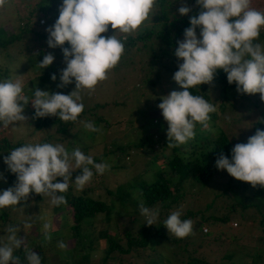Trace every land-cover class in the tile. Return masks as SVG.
Segmentation results:
<instances>
[{
	"label": "clouds",
	"instance_id": "obj_1",
	"mask_svg": "<svg viewBox=\"0 0 264 264\" xmlns=\"http://www.w3.org/2000/svg\"><path fill=\"white\" fill-rule=\"evenodd\" d=\"M6 3L7 0H0V7ZM156 5L157 0H62L58 18L45 28L46 43L49 48H60L66 65L59 72L57 88L73 82L75 88L69 94L35 88L30 99L22 94L21 81H0V125L8 127L25 121L22 113L29 101L35 109L34 119L55 116L64 122L76 121L84 110L81 89L92 90L99 81L107 79V70L113 69L125 52L128 36L148 26L146 22H151ZM195 5L199 11L189 16L190 26L184 29L183 39L176 42L174 51L178 70L172 79L182 90L160 97L157 105L167 123L169 148L194 139L197 123L208 127L210 114L217 108L202 95H193L190 89L211 84L218 69L226 74L228 84L235 83L238 94L259 93L264 101V44L257 42L264 28V12L252 8L251 0H195ZM177 11L186 16L192 8L181 0ZM109 25L114 30L111 35H107ZM65 42L68 47H64ZM54 60L52 53H46L39 67L47 68ZM50 78L56 81L57 75ZM224 119L231 122V116L225 115ZM83 123L92 132L102 130L94 122ZM3 162L16 180L13 186L0 191V209L18 205L30 193L49 196L54 206L66 204L65 196L58 193L69 188L73 162L75 169H80L74 180L78 189L90 182L93 168L101 175L110 168L106 162L95 163L78 147L69 152L61 144L47 142L15 147ZM214 166L253 188H264V130L258 128L246 143H236L230 150V159L221 152ZM57 177H62V182H57ZM0 179H4L2 173ZM139 209L146 225L156 224L158 208L141 202ZM181 215L179 210L172 211L163 222L168 233L178 239L193 232L192 220L181 219ZM50 227L47 221L43 224L45 240L51 239L47 231ZM7 232L8 243L0 245V264H16L18 258L13 251L21 247L23 239L18 238L14 226H9ZM59 247L63 249L65 244L61 242ZM25 257L28 264H41V257L32 250H26Z\"/></svg>",
	"mask_w": 264,
	"mask_h": 264
},
{
	"label": "rangeland",
	"instance_id": "obj_2",
	"mask_svg": "<svg viewBox=\"0 0 264 264\" xmlns=\"http://www.w3.org/2000/svg\"><path fill=\"white\" fill-rule=\"evenodd\" d=\"M166 1L169 3V14H177V9L181 6V0ZM183 2L189 7L194 6V3L190 0H183ZM61 3L62 0H7V3L0 7V37L5 40L10 34L16 35L18 33L19 35L18 39L15 38L6 45L4 52H0V81L5 79L21 81L23 85L22 94L29 96L30 99L34 96L35 88L48 90L50 93L59 92L62 94H69L75 88V82L64 88H57V84L60 83L59 72L66 65L63 62L60 48H49L46 43L47 33L45 28L54 24L58 18V7ZM251 7L264 12V0H251ZM159 11L157 0V5L154 9L155 15L151 17L152 23L146 22L147 27H143L139 32L129 36L136 40V35L142 33L144 28L153 27L159 29L162 22V19L156 17ZM40 18L44 19V24L42 25L37 23ZM27 24L30 25L28 27L29 32H21V26ZM113 31L111 25H109L107 35H111ZM259 42L264 44L262 41ZM64 47H68L67 42H65ZM159 47L161 48V43L156 41L155 38L136 41L129 50V58L123 55L113 69L107 70V79L99 81L92 90L81 89L82 100L80 102L84 104V115L87 117L83 122H94L96 126L102 129L100 132H92L86 129L83 122L73 133L68 132L61 136L60 139L52 137V129L33 132L29 120V114L33 106L31 101H29L22 113L26 117L25 121L14 122V125H9L8 127L0 125V141L5 140V143H1L3 148L0 150V173L3 175L7 173V166L3 160L15 148L11 145L19 146V143L47 142L53 145L61 144L69 152L78 147L85 155L92 156V158L97 157V160L94 161L95 163L106 162L110 165V168L102 175L96 173L93 168L94 175L92 178L94 182H88L82 189H78L74 182V172L77 169H75L73 162L74 171L72 172L69 186L74 194L87 192V188H90L89 194L91 197L105 200L108 203L111 198L116 201L118 196L117 188L120 186L117 184L123 182L133 184L135 180H149L152 172L151 167L159 166V164H150L151 167L145 171L142 164L147 160L148 154L146 152L142 154L141 150L137 149L130 153L131 155L127 156V158L119 159V154L111 151H114L115 147L119 145L126 147L132 141L144 138L152 133H158L156 138H159L161 142L167 138V123L164 121L157 105L161 102L160 97L167 95L173 90H180L172 79V69L175 62H168L167 57L156 53ZM39 49L44 54L52 53L55 56L54 62L47 68L41 69L39 63H34L38 57L35 54H37ZM148 61L151 63L150 65H148ZM46 71L48 73L44 79L41 74ZM52 74L57 75L56 81L51 80ZM262 109H264V106H262ZM252 118L254 119L255 117ZM218 120V125L223 127L221 124H223L222 121L224 120L219 116ZM200 125L199 123L196 124L195 132L199 133ZM210 125L212 124L208 122L209 130L213 132L215 128ZM237 126L239 127V125ZM242 128H234L231 131V135H234L233 137L235 138L239 137L242 141L247 140L249 132L246 130L248 129L243 128L244 131L240 133ZM46 135L49 136L43 142V138ZM157 149L159 150L161 147L157 145ZM161 152L166 155L170 152V148L166 145ZM228 177V173L219 171L204 187L196 185L190 189L188 186L185 194L182 193L183 200L177 205V208L180 209L182 215L187 209L190 211L203 210L212 198V194L222 190V184L227 181ZM4 178L6 179V177ZM5 179H0V191L7 189ZM57 182L59 181L57 180ZM106 191L111 193L107 194ZM38 195L40 199H36ZM221 199L225 203L229 202L224 196ZM210 211L211 209L209 208L207 213ZM128 212L125 213L124 210L118 209V215L123 216H118L117 220H115L113 212L111 214L110 225L115 223V228L111 226V229L115 230L117 234L120 233L121 238L118 241L120 245H124L122 230L128 226V221L134 215L132 211L128 210ZM9 214L8 220H0V245L8 243L7 228L9 226H14L18 229V238L20 236H26L27 238L33 236L31 231L33 230L35 233L38 232L36 239H34V236L33 239L40 244V249H42L44 256L43 264H77V258H71L73 255L70 256L74 240L72 237H67L70 219L68 215H65L64 210L58 212L52 210L49 196L30 193L27 200L21 201L19 206L13 207ZM253 214H255L253 209H249L245 216L252 217ZM41 217L45 219H41ZM99 218L100 214L96 217V221L92 222L91 226H83L81 231L87 232L90 229H94L91 232H93L95 237L96 233L94 231L98 232L99 229L104 227L103 223L99 222ZM186 219L193 221L188 216ZM239 219H242L241 216H235L230 220L227 227L231 233L239 228L243 232H237L232 239L229 233L222 235L218 246L220 248L226 246L229 250L242 253L250 249L252 256H255L258 252L256 248L259 245L258 230L255 227L244 230V228L240 227L241 221ZM245 220L247 223L251 222L249 219ZM46 221L51 224V227L47 230L51 236L50 240H45L44 238L45 230L43 224ZM26 225H31V227H26ZM250 225L252 224L250 223ZM213 227L217 230L221 228L220 225L215 224ZM202 228L208 231V226H202ZM202 231L205 232L204 229ZM163 232L169 234V237H175L168 233L167 229H164ZM191 238L187 237L186 239ZM61 242L65 244L63 249L59 247ZM98 242V245L93 247V260H96L101 255V250L104 248V240L99 239ZM210 245L214 247L213 244ZM203 249V251L210 252V248L206 247V245L203 246ZM168 250L165 248L150 250L149 248L138 247L130 255H121L120 262L114 260L111 264H153L152 260L155 258L156 252L161 253L164 257L166 255L165 252H170ZM189 250L191 249L189 248ZM180 254L184 259L185 252ZM233 258L240 259L237 256H233ZM242 261L245 264L264 262V254L259 258L253 259L250 256L242 255Z\"/></svg>",
	"mask_w": 264,
	"mask_h": 264
},
{
	"label": "trees",
	"instance_id": "obj_3",
	"mask_svg": "<svg viewBox=\"0 0 264 264\" xmlns=\"http://www.w3.org/2000/svg\"><path fill=\"white\" fill-rule=\"evenodd\" d=\"M190 1L194 3L193 7L190 6L192 11L186 16H180L178 11L177 14L170 15L168 10L169 3L166 0H158L160 11L156 17L162 19L160 28H144L142 33L136 35V40L128 36L123 55L128 57L129 50L136 41L155 38L156 41L161 43V48L159 47L156 53L167 57L168 62H175L172 69L174 75L175 71L178 70V61L174 56V51L177 47L176 42L183 39L184 29L190 26L189 16L196 15L199 11V7L195 5V0ZM28 27H30L29 24L21 26V32H29ZM197 35L199 36V29H197ZM18 37V33L16 35L10 34L5 40L0 37V52H4L6 45L15 38L18 39ZM259 41L264 43V28L261 29L257 42ZM35 55L38 57L34 63L38 64L43 59L44 52L39 49ZM147 63L148 65L151 64L149 61ZM47 73L46 71L41 74L44 79ZM179 90L182 89L179 87ZM190 91L193 95H202L206 100L215 104L217 111L210 114L211 118L209 120L212 124L210 126L215 128L213 132L209 130V126L205 128L200 125L199 133L195 132L194 139L189 140L184 145L170 148V152L166 155L161 151L167 145V138L161 142L159 138H156L158 133L148 134L144 138L132 141L126 147L121 145L115 147V150L111 152H117L119 159L127 158V156L131 155L130 153L137 149L141 150L142 154L146 152L148 154L147 160L142 164L145 171L151 167L150 164H159V166L151 167L152 172L149 180L141 179L139 181L135 180L133 184L127 182L117 184L120 186L117 188L118 196L116 201L111 198L106 203L105 200L91 197L89 194L90 188H87V192L74 194L69 186L67 192L58 193V195L65 196L67 203L59 206L52 205V210L55 212L64 210L65 215H68L70 219L67 237H72L74 240L70 256L73 255L71 258H77V264H111L114 260L120 262L121 255H130L138 247L149 248L150 250L154 248L155 250L158 248L169 249L168 251L170 252H165L166 255L164 257L161 253L156 252V256L152 260L153 264H245L242 261V255L250 256L253 259L259 258L264 254V188L259 185L253 188L249 183L238 181L230 175L227 181L222 184V190L212 194V198L203 210L190 211L187 209L181 215V219H186L187 216L192 219L195 217L192 221L193 232L187 236L192 237L191 239H186L187 237L183 239L169 237V234L163 232L166 229L163 226V222L168 215L172 211H180L177 205L183 200L182 193L185 194L187 187L189 186L190 189L196 185L204 187L219 171L226 172V170L216 169L214 166L216 158L222 152L230 159L231 148L236 143L247 142V140L242 141L239 137H233L234 135H231V131L234 128H246L248 129L246 131L249 132L248 139L254 135L258 128L264 130V123H262L264 122V109H262L264 101H261L260 94H238L235 83L228 84L223 70H217L211 84H202L191 88ZM84 112L83 110L76 121L64 122L55 116L34 119L35 109L33 108L30 111L29 120L33 132L52 129V137L60 139L61 136L68 132L73 133L83 120L87 118ZM224 114L231 116L230 123L224 119ZM218 116L224 120L222 121L223 124H221L223 127L218 125ZM252 117L255 118L253 119ZM215 121L216 123H214ZM243 128L241 132L239 131L240 133L244 131ZM48 136L46 135L43 138V142L46 141ZM1 143H5V140L0 141V150L3 148ZM22 145V143H19V146ZM157 145L161 149L158 150ZM11 146L16 147L18 145ZM93 160H97V157H94ZM6 172L3 177H6L7 180L4 178L6 181L5 185L9 188L14 185L16 177L15 174L10 173L8 170ZM79 174L80 169H77L74 172V177L76 178ZM62 179V177L57 178L59 182H62ZM90 182H94L93 178ZM106 192L107 194L111 193L109 191ZM222 196L229 202L225 203L221 199ZM36 199H40V196L38 195ZM141 202L147 207L159 209V218L155 225L148 226L145 224V217L141 215L139 209ZM20 204L21 202L16 206L0 209V220H8L9 211ZM214 204L215 206H213ZM209 208L211 211L207 213ZM118 209L124 210L125 213L128 210L134 213L133 217L128 221V226L122 230L124 245L118 243L121 238L120 233L117 234L115 230L111 229V226L115 228V223L110 225L112 212L115 215V220H117L118 216H123L118 215ZM249 209H253L255 212L252 217L245 216ZM99 214V222L101 221L104 227L99 229L98 232L94 231L96 233L95 237L93 232H91L94 229H90L87 232L81 231L83 226H91ZM235 216H241L242 219H239L241 221L240 227L244 228V230L252 227L258 230L259 245L256 248L258 250L257 255L252 256L250 249L242 253L229 250L226 246L223 248L218 246L222 235L229 233L232 239L237 232H243L240 228L232 233L229 231L227 225ZM245 219H249L252 225L247 223ZM214 224L220 225L221 228L219 230L215 227L212 228ZM202 226H208V231L206 229L203 232ZM31 231L34 239H36L38 232ZM33 236L28 238L26 236L19 237L23 239V243L20 248H14L13 255L18 258L16 264H28L25 257L26 250H32L39 255L41 264H43L42 249H40L39 242L33 239ZM99 239L104 240V248L100 249L101 255L96 260H93V247L98 245ZM210 244H213L214 247ZM204 245L210 248V252L203 251ZM184 252L185 256L183 259L180 253ZM233 256H237L240 259H234ZM256 264H264V262Z\"/></svg>",
	"mask_w": 264,
	"mask_h": 264
},
{
	"label": "built area",
	"instance_id": "obj_4",
	"mask_svg": "<svg viewBox=\"0 0 264 264\" xmlns=\"http://www.w3.org/2000/svg\"><path fill=\"white\" fill-rule=\"evenodd\" d=\"M38 23H39L40 25L44 24V19H39V20H38ZM202 229H204V231H205V228H202Z\"/></svg>",
	"mask_w": 264,
	"mask_h": 264
}]
</instances>
